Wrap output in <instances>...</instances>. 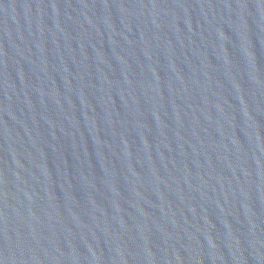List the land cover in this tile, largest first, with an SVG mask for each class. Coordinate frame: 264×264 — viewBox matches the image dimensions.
Here are the masks:
<instances>
[{
	"label": "water",
	"instance_id": "95a60500",
	"mask_svg": "<svg viewBox=\"0 0 264 264\" xmlns=\"http://www.w3.org/2000/svg\"><path fill=\"white\" fill-rule=\"evenodd\" d=\"M0 264H264V0H0Z\"/></svg>",
	"mask_w": 264,
	"mask_h": 264
}]
</instances>
